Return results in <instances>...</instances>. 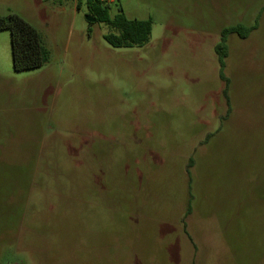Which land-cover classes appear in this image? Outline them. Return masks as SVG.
<instances>
[{
    "label": "rangeland",
    "instance_id": "rangeland-1",
    "mask_svg": "<svg viewBox=\"0 0 264 264\" xmlns=\"http://www.w3.org/2000/svg\"><path fill=\"white\" fill-rule=\"evenodd\" d=\"M103 1L149 43L112 47L86 2L0 0L48 52L16 72L0 31V264H264V0ZM256 23L228 37L226 118L215 47Z\"/></svg>",
    "mask_w": 264,
    "mask_h": 264
},
{
    "label": "trees",
    "instance_id": "trees-1",
    "mask_svg": "<svg viewBox=\"0 0 264 264\" xmlns=\"http://www.w3.org/2000/svg\"><path fill=\"white\" fill-rule=\"evenodd\" d=\"M83 2H86L89 15L95 18L96 22L106 24L114 31V33L105 35V40L112 47H143L149 43L153 30L151 19L130 20L122 8H119L118 14L112 17L110 14V5L103 0H77L78 9ZM257 27L258 24L256 23L252 27H245L239 24L226 28L222 31L221 42L215 47L222 68L221 78L226 84L223 91L228 106L226 118L230 116L231 112V100L229 96L230 80L224 74L226 60L229 55L228 37L235 34L241 39H247ZM0 31H10L11 33L12 63L16 72L39 69L47 63L48 52L43 45L40 33L20 15L11 14L9 16H0ZM210 137L211 135L208 139Z\"/></svg>",
    "mask_w": 264,
    "mask_h": 264
},
{
    "label": "water",
    "instance_id": "water-1",
    "mask_svg": "<svg viewBox=\"0 0 264 264\" xmlns=\"http://www.w3.org/2000/svg\"><path fill=\"white\" fill-rule=\"evenodd\" d=\"M91 20H93V21H94V19H91Z\"/></svg>",
    "mask_w": 264,
    "mask_h": 264
}]
</instances>
